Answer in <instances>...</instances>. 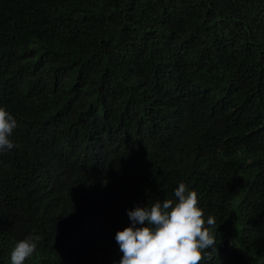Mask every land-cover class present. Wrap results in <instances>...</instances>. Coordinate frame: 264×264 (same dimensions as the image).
<instances>
[{
  "label": "trees",
  "instance_id": "16d2710c",
  "mask_svg": "<svg viewBox=\"0 0 264 264\" xmlns=\"http://www.w3.org/2000/svg\"><path fill=\"white\" fill-rule=\"evenodd\" d=\"M0 264H264V0H0Z\"/></svg>",
  "mask_w": 264,
  "mask_h": 264
}]
</instances>
